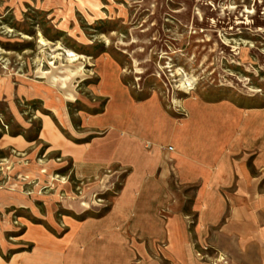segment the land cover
<instances>
[{"label": "rangeland", "instance_id": "1", "mask_svg": "<svg viewBox=\"0 0 264 264\" xmlns=\"http://www.w3.org/2000/svg\"><path fill=\"white\" fill-rule=\"evenodd\" d=\"M87 1L0 0V252L5 258L34 253L35 229L61 239L70 221L104 215L125 176L103 184L113 173L109 168L93 177L78 175L72 160L48 152L39 139L41 117L50 116L67 139L87 142L99 132L85 126L84 118L104 111L116 82L138 101L153 97L173 117H188L180 124L166 121L156 108L146 112L141 106L135 123L145 113L151 135L201 132L207 124L217 126L214 119L223 114L235 128L238 113L231 108L205 112L194 99L264 107V0H92L98 8ZM17 135L30 146H9L7 139ZM112 217L103 224L84 223L70 241L57 243L66 247L57 263L113 260L119 232H108Z\"/></svg>", "mask_w": 264, "mask_h": 264}, {"label": "crops", "instance_id": "2", "mask_svg": "<svg viewBox=\"0 0 264 264\" xmlns=\"http://www.w3.org/2000/svg\"><path fill=\"white\" fill-rule=\"evenodd\" d=\"M193 101L205 112L231 108L238 113L235 128L223 114L214 119L217 126L207 124L201 132L151 135L145 113L135 123L141 106L146 112L156 108L166 121L180 124L188 117H173L153 97L136 100L122 82L113 86L102 113L84 118L85 126L99 132L87 142L67 139L50 116L41 117L39 139L48 152L72 160L78 175L93 177L109 168L113 173L103 184L125 176L104 215L70 221L61 239L35 229V252L9 258L0 252V264H58L66 247L57 243L70 241L84 223L103 224L110 214L108 232L119 233L113 241L115 258L107 264H264V107ZM30 143L22 135L7 139L22 150Z\"/></svg>", "mask_w": 264, "mask_h": 264}, {"label": "bare ground", "instance_id": "3", "mask_svg": "<svg viewBox=\"0 0 264 264\" xmlns=\"http://www.w3.org/2000/svg\"><path fill=\"white\" fill-rule=\"evenodd\" d=\"M87 3H88L89 5H91V6H93L94 8H98V6H96L97 4H95L96 1H95V2H92V0H88ZM82 9H83L84 11H86L84 5H83ZM88 16H89V18H90L91 20H94V17H93L92 15H88Z\"/></svg>", "mask_w": 264, "mask_h": 264}, {"label": "built area", "instance_id": "4", "mask_svg": "<svg viewBox=\"0 0 264 264\" xmlns=\"http://www.w3.org/2000/svg\"><path fill=\"white\" fill-rule=\"evenodd\" d=\"M151 145L150 144H148V147H150ZM163 148H168L169 150H173L174 148H173V146H166V147H163Z\"/></svg>", "mask_w": 264, "mask_h": 264}, {"label": "trees", "instance_id": "5", "mask_svg": "<svg viewBox=\"0 0 264 264\" xmlns=\"http://www.w3.org/2000/svg\"><path fill=\"white\" fill-rule=\"evenodd\" d=\"M0 157H2V156H0Z\"/></svg>", "mask_w": 264, "mask_h": 264}]
</instances>
